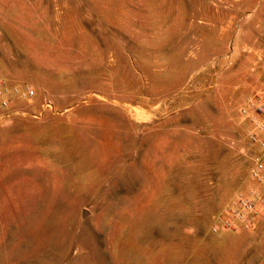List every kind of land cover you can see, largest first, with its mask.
<instances>
[{
	"label": "rangeland",
	"instance_id": "374dc122",
	"mask_svg": "<svg viewBox=\"0 0 264 264\" xmlns=\"http://www.w3.org/2000/svg\"><path fill=\"white\" fill-rule=\"evenodd\" d=\"M263 68L264 0H0V82L35 89L0 107V264H264V221L211 231L264 199Z\"/></svg>",
	"mask_w": 264,
	"mask_h": 264
},
{
	"label": "built area",
	"instance_id": "2783aa9c",
	"mask_svg": "<svg viewBox=\"0 0 264 264\" xmlns=\"http://www.w3.org/2000/svg\"><path fill=\"white\" fill-rule=\"evenodd\" d=\"M9 92L30 98L34 96L35 89L29 84L9 89L3 82H0V107L7 109L11 106ZM43 106L53 108L52 100L46 98ZM240 113L249 125L247 129L249 143L257 148L250 155V177L257 185H264V88L253 90L241 106ZM263 201V197L256 189L235 194L215 216L211 231L219 233L221 231L254 230L260 221L258 208Z\"/></svg>",
	"mask_w": 264,
	"mask_h": 264
},
{
	"label": "crops",
	"instance_id": "0c3cea01",
	"mask_svg": "<svg viewBox=\"0 0 264 264\" xmlns=\"http://www.w3.org/2000/svg\"><path fill=\"white\" fill-rule=\"evenodd\" d=\"M264 220H262V222L260 221L259 224L257 225V227L255 229H258L260 226V223H263Z\"/></svg>",
	"mask_w": 264,
	"mask_h": 264
}]
</instances>
